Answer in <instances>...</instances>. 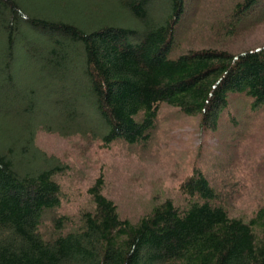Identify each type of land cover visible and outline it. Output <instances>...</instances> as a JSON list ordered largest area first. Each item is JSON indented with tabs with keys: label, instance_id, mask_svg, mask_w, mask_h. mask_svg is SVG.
<instances>
[{
	"label": "trees",
	"instance_id": "trees-1",
	"mask_svg": "<svg viewBox=\"0 0 264 264\" xmlns=\"http://www.w3.org/2000/svg\"><path fill=\"white\" fill-rule=\"evenodd\" d=\"M121 1L144 27L118 23L100 6L93 14H100L94 18L97 24L84 27L72 18L70 0H0V112L12 115L15 99L27 103L15 113L27 134L24 146L0 147V264H264V204L249 220L230 216L199 168L180 184L183 207L165 199L135 222L121 218L98 178L88 188L91 208L80 212L76 230H66L71 224L67 215L50 221L49 214L62 204L54 178L58 166L34 148L38 127L28 115L36 90L24 89L25 94L15 87V60L41 59L36 71L64 80L66 71L82 69L85 82L77 92L101 118L106 147L116 140L148 142L163 104L200 116L207 129L217 126L233 95L244 96L256 112L264 107V45L239 53L197 48L172 57L186 0H168L161 21L149 18L152 0ZM257 1L237 3L236 18ZM77 101L72 95L58 104L64 118L60 130L81 126L78 132L93 135ZM17 153L40 154L45 167L23 172Z\"/></svg>",
	"mask_w": 264,
	"mask_h": 264
},
{
	"label": "rangeland",
	"instance_id": "rangeland-1",
	"mask_svg": "<svg viewBox=\"0 0 264 264\" xmlns=\"http://www.w3.org/2000/svg\"><path fill=\"white\" fill-rule=\"evenodd\" d=\"M70 1L72 18L84 27L92 29L97 24L94 18L100 14L93 15L98 13L94 10L96 6L114 15L118 23L144 27L143 21L122 7L121 0ZM240 1L186 0L170 55L176 57L197 48L239 53L263 46L264 0H258L238 20L234 9ZM168 5V0H152L149 18L152 21L164 19ZM17 49L20 54L22 45L18 44ZM39 60L17 59L12 63V71L16 88L36 90L35 108L28 115L34 119L33 126L38 127L34 133V148L58 166L54 178L61 186L62 204L49 214L50 221L53 217L67 215L71 224L66 230H76L80 225V212L91 208L88 188L98 178H101L104 195L116 204L121 218L135 222L165 199L183 207L186 199L180 184L196 168L207 174L221 195L219 202L226 206L230 216L249 220L264 204V107L256 112L244 96L233 95L229 98V107L218 116L217 126L207 129L202 127L200 116H188L163 104L148 142L128 144L116 140L106 147L101 141L104 134L101 118L77 92L85 82L82 69L76 66L66 71L64 76L68 80L61 75L50 78L36 71L43 64ZM72 95L78 97V113L89 121L87 125L95 131L96 137L90 131L78 132L81 126L72 128L67 124V128L60 130L58 124L63 123L60 121L63 108L58 104ZM22 102L21 98L14 100L12 115L0 112V147L13 142L17 148L24 146L27 134L15 115L27 104ZM44 123H48L47 128L43 127ZM40 154L31 157L17 153L21 170L44 168L45 159ZM49 225L44 223L43 226L50 230Z\"/></svg>",
	"mask_w": 264,
	"mask_h": 264
}]
</instances>
